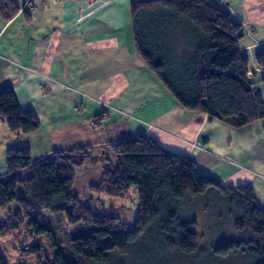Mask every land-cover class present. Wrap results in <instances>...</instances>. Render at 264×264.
Returning <instances> with one entry per match:
<instances>
[{
	"label": "trees",
	"instance_id": "obj_1",
	"mask_svg": "<svg viewBox=\"0 0 264 264\" xmlns=\"http://www.w3.org/2000/svg\"><path fill=\"white\" fill-rule=\"evenodd\" d=\"M19 9L14 0H0L4 21ZM130 15L136 52L184 110L236 128L264 118V99L249 80L255 72L239 52L242 27L229 13L209 0H134ZM255 61L264 83V51ZM0 118L16 134L39 128L32 111L20 110L10 83L0 88ZM107 148L115 163L104 156V172L89 187L97 196L86 200L71 188L74 170L93 156L92 147L53 151L36 161L28 147L9 148L6 173L0 175V212L6 211L0 218V237L18 239L21 256L35 254L37 264H153L154 256H147L152 247L142 255L136 252L145 237L159 242L154 255L157 249H168L189 257L197 251L198 220L196 215L181 219L179 205L209 194L228 205L235 229L244 235L220 242L214 255L224 258L240 252L248 264H264V210L249 185L222 186L202 174L191 157L167 151L145 134L122 138ZM24 168L31 173L22 178ZM132 187L137 204L129 229L118 215L100 213L97 204L101 195L125 198ZM51 215L57 226H77L64 230L67 246L47 223ZM24 237L32 244L24 246ZM0 264H6L1 255Z\"/></svg>",
	"mask_w": 264,
	"mask_h": 264
},
{
	"label": "crops",
	"instance_id": "obj_2",
	"mask_svg": "<svg viewBox=\"0 0 264 264\" xmlns=\"http://www.w3.org/2000/svg\"><path fill=\"white\" fill-rule=\"evenodd\" d=\"M14 1L20 8L15 16L0 18V88L12 85L20 110L32 111L39 128L16 134L0 118V175L9 148L28 147L36 161L85 145L94 153L79 167L81 174L74 171V182L86 175L98 183L104 156L115 163L107 145L145 134L167 151L191 157L202 174L222 186L249 185L264 210V118L236 128L184 110L135 50L134 0ZM209 4L241 25L239 52L255 71V57L264 51V0ZM258 75L249 80L264 99ZM30 173V168L19 172L22 178Z\"/></svg>",
	"mask_w": 264,
	"mask_h": 264
},
{
	"label": "rangeland",
	"instance_id": "obj_3",
	"mask_svg": "<svg viewBox=\"0 0 264 264\" xmlns=\"http://www.w3.org/2000/svg\"><path fill=\"white\" fill-rule=\"evenodd\" d=\"M82 170L83 169L80 170V168L75 169L76 176L81 174L83 172ZM76 179V182H74L73 173L72 187L74 184L75 186L73 191L71 188V191L78 195L81 200H86L90 197L95 198L97 196L94 193L92 195L89 191L90 186L97 184L96 176L90 177L82 175L81 177H76ZM101 197V200L97 204L99 212L118 215L122 221L125 222L127 228L131 229L135 219V208L137 204V193L135 188L132 187L125 198L114 199L103 195H101ZM5 213L6 211L0 212V218H2ZM179 215L183 220L190 219L193 215L197 216L198 225L195 226V230L197 231V251L194 254L189 257H184L174 251H168V249H164L163 252L157 249V255H154L156 249L153 248L160 244L159 242L153 243L150 237H145L144 241L138 244L136 249L137 254L142 255L143 251L146 253L145 248L152 247V251H149L147 256H154L152 257L153 264H248L246 258L241 256L240 252L231 253L224 258L214 255L213 250L220 242L240 240L244 236L235 229L234 217L224 201L209 194L191 200L190 202L184 200L181 201L179 205ZM46 220L60 239L62 246H67L68 239L64 230H73L77 226H69L65 222L57 226L55 218L52 215L48 216ZM23 241L26 247L32 244V240L28 239V237H24ZM17 243L18 239L13 236L0 237V255L5 263L37 264L35 254L21 256L22 252L17 248ZM134 258L135 253H133L132 260ZM42 264H45V262L43 261ZM131 264L137 263L134 262Z\"/></svg>",
	"mask_w": 264,
	"mask_h": 264
},
{
	"label": "built area",
	"instance_id": "obj_4",
	"mask_svg": "<svg viewBox=\"0 0 264 264\" xmlns=\"http://www.w3.org/2000/svg\"><path fill=\"white\" fill-rule=\"evenodd\" d=\"M93 1H94V0H87L86 2H87L88 4H93V3H94ZM99 3H100L101 5H103V4H105L106 2L100 0ZM254 72H255V74H258V73L260 72V69L257 68Z\"/></svg>",
	"mask_w": 264,
	"mask_h": 264
}]
</instances>
